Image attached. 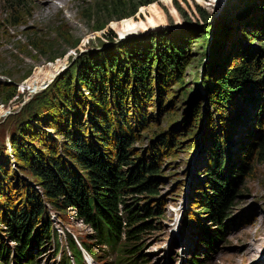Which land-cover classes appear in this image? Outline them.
I'll use <instances>...</instances> for the list:
<instances>
[{"label": "trees", "instance_id": "trees-1", "mask_svg": "<svg viewBox=\"0 0 264 264\" xmlns=\"http://www.w3.org/2000/svg\"><path fill=\"white\" fill-rule=\"evenodd\" d=\"M0 1L5 5V19L12 26L24 25L25 19L31 16L34 0ZM154 1L101 0L91 7V11L97 16H106L102 23H107L112 19L132 16L138 8ZM239 2L242 5L238 13H233L236 4L233 3L225 8L215 24V45L220 47L223 43L231 26L228 22L230 17H248V9L257 5L264 13V0ZM197 11L202 24L206 23L209 19L207 11ZM262 15L258 21L253 22L251 18L247 21V25L259 34H263ZM84 16L91 17L90 8L84 10ZM102 23L96 27L100 28ZM54 30L62 42L71 46L67 39L69 32L62 29L60 22ZM198 31H203L202 37L207 36L205 29ZM246 31L242 30L245 36L254 33L252 30ZM258 44L264 49V40ZM29 46L40 53L47 52L49 59L57 57L58 53L45 52L44 46L36 41H30ZM130 46V49L126 48V44L118 48L121 55L112 53L107 58L94 57L89 63L75 67L63 83L64 77L58 85L50 84L44 96L40 97L39 106L32 111L33 116H27L17 135L15 131L12 132L10 140L13 151L24 162L21 163L27 172L21 169L11 176L5 162L0 163V224L3 226L0 234L12 242L5 243L0 235V264L34 263L43 244L55 235L50 209H55L58 214L74 216L93 227L96 243L108 245L119 241L117 259L120 264L134 262L143 247L142 235L156 229L157 221L152 219L153 216L160 219L165 199L158 197V174L162 171L156 161L161 159L154 151L138 159L132 157L136 142L132 132L133 128L148 120L143 106L145 102L152 100L155 92L158 101H161L159 83L170 80L171 73L181 77L187 58L182 47L169 45L166 39L156 45L155 51L149 47L143 51L133 44ZM236 49L237 54L232 56L229 66L225 58L223 61L221 58L220 66H224V69L217 71L212 78L210 74L214 69H209L204 75L205 97L202 99L198 96L190 101V114L196 117L195 123L202 122L205 117L208 127L206 123L203 124L202 134L197 140H205L203 154L199 157L200 169L197 171L202 178L193 187L189 203L191 211L185 213L184 224L199 227L197 235L201 238L198 241L208 244V252L223 237L213 224L228 226L225 222L227 207L234 198V187L241 183L238 175L245 173L248 157L255 150L260 159L264 158V125L263 129L259 128V112L264 108V80L257 74L264 73V66L255 74H250L248 67L260 56L264 61V53L261 51L253 58L247 44L242 47L237 44ZM260 63L257 61L255 66L258 67ZM216 65L211 66L214 68ZM159 66L166 75L162 80H156V77L151 79L150 72H156ZM118 76H121L119 80ZM177 81L178 87H181L182 78ZM4 86L11 93L4 99L0 96L1 101L10 99L14 93L13 85L4 83ZM87 109H90V113ZM55 112L62 114L65 123L55 117ZM235 127L241 130V135L249 133L248 137L242 138L246 148L240 144L234 146L232 134L236 132L240 136ZM186 132L191 135L194 130L188 129ZM254 132L257 134L254 135ZM173 135H157L160 149L173 141ZM254 136L258 140L256 143L251 140ZM238 137L237 143L241 141ZM3 157L7 158V155ZM16 175V179H11ZM23 176H26L25 179ZM134 195L136 200L140 195H145L149 200L158 199L152 205L129 201V197ZM205 219L211 224L203 225ZM122 231L125 233L124 239H121ZM69 235L66 237L68 250H63L61 254L62 263L82 264L81 251ZM81 243L92 255L89 242L82 240ZM32 250H36V253ZM188 264L202 263L192 257Z\"/></svg>", "mask_w": 264, "mask_h": 264}, {"label": "rangeland", "instance_id": "rangeland-1", "mask_svg": "<svg viewBox=\"0 0 264 264\" xmlns=\"http://www.w3.org/2000/svg\"><path fill=\"white\" fill-rule=\"evenodd\" d=\"M99 1L101 0H34L31 16L25 19L24 25L19 26H12L7 22L5 5L0 1V96L2 99L11 93L4 83L14 86L11 98L6 101L0 100V163L5 162L7 170L11 171V176L21 169L27 172L26 167L22 165L24 162L20 161L13 151L11 134L15 131L17 135L19 128L24 126L27 116H33L32 111L39 106L50 84L58 85L64 77L63 83L64 79L73 73L75 67L89 63L94 57L107 58L106 56L112 53L121 55L119 49L125 44L128 49L131 47L130 44H133L143 51L147 47L155 51L156 45L166 39L169 45L182 47L184 57L186 56L187 59L180 73L181 77L171 73L170 80L163 81L164 84L159 83L161 101H158L155 92L153 99L143 105L148 120L138 128H133L132 134L136 142L131 156L138 159L144 154L149 155L151 151L156 152L155 154L161 159L156 163L162 171L158 174L160 177L158 197L165 198L161 206L163 208L160 219L157 220L155 216L152 219L157 221L156 229L147 231L141 237L142 258L136 260L135 264H187L193 254L202 260V264H264V158L260 159L255 150L248 157L245 173L238 175L241 183L234 187V198L227 207L228 217L225 220L228 223L227 228H223V225L218 223L213 224L214 228L223 232V238L209 252L210 257L205 259L206 248L203 247L202 241L195 242L198 237L196 233L193 234L197 230L196 226H191L189 229L183 227L185 213L191 211L189 203L193 187L202 178L197 171L200 169L199 157L203 154L205 140L201 138L197 140L202 134L203 124L206 123L208 127L205 117L202 122L195 123L196 117L190 114V101L198 96L202 99L205 97L204 75L209 69H214L212 73L210 72L211 78L216 76L217 71H222L224 66H220L221 58L222 61L225 58V63L229 66L232 56L237 54V44L241 47L250 45L253 58H256L261 51L264 53V49L258 44L260 40H264V13L257 5L248 9L250 16L244 17L245 19L230 17L228 22L231 26L219 47L213 41L215 24L220 20L225 8L233 3H236L233 6V13H238L239 6L242 5L239 0L238 2L236 0H156L141 6L132 16L119 20L112 19L107 23H102L107 19L106 16H97L91 11V7ZM86 8H90V18L84 16ZM198 9L207 11L209 19L206 23L202 24ZM260 15L263 16L261 26L263 34L256 33L253 27L247 25L249 18L255 22ZM59 22L62 29L69 32L67 39L71 46L62 42L56 35L54 29ZM100 23L102 26L96 27ZM202 28L208 32L206 37L201 36L203 31H198ZM242 30H247L246 32L252 30L254 33L245 36ZM30 41L43 45L45 52L47 50L51 54L58 53L57 57L49 59L50 54L48 55L47 52L43 54L31 49ZM262 58L263 56H260L259 60H253L252 65L251 62L249 63L250 74L257 73L264 66ZM257 61L261 62L258 67L255 66ZM210 63L217 65L212 68ZM257 74L264 80V73ZM149 75L151 79L156 77V80H162L166 72L159 66L156 72L152 70ZM120 77H117L118 80ZM179 78H182L183 82L181 87H178ZM86 93L84 91L85 96ZM89 110L87 109L90 113ZM54 115L59 121L64 122L62 114L55 112ZM259 117V128L263 129L264 108L260 110ZM192 125L193 128L190 127ZM182 129L184 131L180 135ZM188 129L194 132L188 135L186 132ZM235 129L239 130L240 136L238 137L236 132L232 134L234 146L240 144L246 148L242 138L248 137L249 133L245 132L241 135V130L236 127ZM163 133L174 134L173 137L171 136L173 141L160 149L157 135ZM256 134L254 132V135ZM237 137L242 142L237 143ZM256 139L254 136L251 140L256 143L258 141ZM194 143L195 145L192 146ZM233 150L239 151L238 148ZM4 153L7 158L3 157ZM172 155H175V159ZM17 177L16 175L11 179ZM25 177L23 176L24 179ZM135 196H130L129 201L147 202L152 205L158 199L149 200L145 195H140L136 200ZM153 207L157 209L156 205ZM53 215L56 238L53 237L50 243L43 244L36 258V264H61V257L56 254V247L62 245V248L66 249L65 238L68 233L78 241L89 242L93 249V260L83 264H118L115 251L96 243L89 225L83 224L71 215H55V213ZM204 222L207 225L211 224L207 219ZM0 228L2 230V224ZM3 237L7 241L8 238L4 235Z\"/></svg>", "mask_w": 264, "mask_h": 264}]
</instances>
